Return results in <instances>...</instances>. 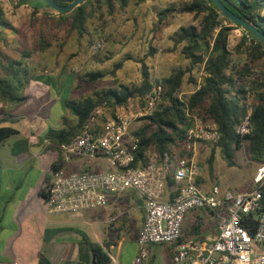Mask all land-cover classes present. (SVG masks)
Here are the masks:
<instances>
[{
  "label": "rangeland",
  "instance_id": "rangeland-1",
  "mask_svg": "<svg viewBox=\"0 0 264 264\" xmlns=\"http://www.w3.org/2000/svg\"><path fill=\"white\" fill-rule=\"evenodd\" d=\"M185 1L129 0L124 9L115 5L112 12L91 2L86 7L88 15L80 34L71 27L70 18L62 19L57 10L46 5L45 0H0V18L12 27L0 26L4 39L0 41V76L6 74L5 66L9 60L22 59L18 75L10 81L17 94L27 96L22 102L14 103L8 99L0 102V112L5 120L2 125L17 130L0 143V248L19 227L13 218L14 208L19 203L27 204V210L45 204L40 192L46 190L53 180V164L65 162L59 147L49 139L50 134L62 125V120L70 125L76 122L75 116L65 108V100L79 99L111 86L109 71L120 60L122 66L116 71V79L128 86L137 84L141 79L140 63L137 61L141 57L148 66L153 83L175 68L188 66V60L179 48H172L170 35L181 25L197 23V19L192 13L174 12L162 23H156L157 11L170 5L179 8ZM243 33L241 27L231 30L228 47L232 52ZM96 41H100L102 46L92 53L90 46ZM150 46L157 51L153 56L144 57ZM25 52L29 55L23 57ZM232 57L238 64L243 60L234 52ZM92 70H101L105 73L104 77L96 82H84L81 76ZM252 71L255 75L264 72V58L254 63ZM195 74L199 82L200 72ZM46 76L53 78L47 79ZM193 90L194 85L185 79L180 97L185 98ZM137 100L136 97L129 102ZM99 109L96 123L101 124L114 108L101 106ZM142 121L141 117L135 118L129 129L132 131ZM212 146L205 141H196L187 148L184 142L183 148L175 147L174 151L177 155L186 154L199 167L197 182L201 177L204 182L218 184L226 180V186L232 190L248 187L253 162L247 145L244 144L236 152L235 166L227 165L216 148L210 171L206 160ZM71 171H75L74 168ZM213 226L216 227L215 224ZM137 227L136 220L127 221L119 235L120 247L110 251L115 257L120 253L122 264H128L134 252ZM207 227L210 229V225Z\"/></svg>",
  "mask_w": 264,
  "mask_h": 264
},
{
  "label": "trees",
  "instance_id": "trees-1",
  "mask_svg": "<svg viewBox=\"0 0 264 264\" xmlns=\"http://www.w3.org/2000/svg\"><path fill=\"white\" fill-rule=\"evenodd\" d=\"M72 1L53 0L59 6H66ZM220 1L232 15L249 22L264 33V0ZM91 2H95L98 8L103 6L112 12L115 5L118 9H124L129 0H84L69 12H58L59 16L62 19L70 18L71 27L82 34L88 15L86 7ZM174 12L192 13L194 19H197V23L181 25L170 35L172 48H179L182 56L188 60V66L175 68L169 75L160 79L163 92L158 108L150 116L142 117L143 121L138 127L132 131L129 129L130 136L137 138L132 166L144 164L147 161L148 151L176 154L174 149L183 148L186 131L193 124L194 116L200 117L203 121H212L216 125L218 140L213 144L206 160L210 171L213 168L216 148L227 165L235 166L237 164L235 154L246 144L250 160L256 164L262 163L264 161V72L255 75L252 68L255 62L264 58V43L225 16L213 0H186L179 8L172 5L163 7L156 13V23H162ZM0 26L12 28L3 18H0ZM234 27L244 29V33L233 48L236 55L243 57L239 64L234 61L233 52L228 47V36ZM156 51V48L150 46L144 57L153 56ZM27 55H29L27 52L23 53V57ZM137 61L140 63L141 72V79L137 84L128 86L118 82L116 71L122 66L120 60L115 62L109 71L112 77L111 86L95 90L92 95L79 99L65 100L64 106L75 116L76 122L72 125L65 123L64 127L54 130L49 139L57 146L67 143L97 108L101 106L114 108L136 97L143 100L154 83L150 79L144 58L141 57ZM22 63V59L9 60L8 65L5 66L6 74L0 76V102L4 99L14 103L26 100V95L17 94L13 90L16 87H13L10 81V78H16ZM197 71L200 72L199 82L195 74ZM25 74L28 78L26 70ZM104 74L101 70H92L85 72L81 79L84 82H96L104 77ZM185 79L194 85V90L185 98H181L180 92ZM245 116H248L250 131L247 134H239L236 127ZM4 121L0 112V143L17 132L12 126L2 125ZM60 164L54 163L53 168L59 167ZM166 187H169L174 195L177 186L172 179H167ZM260 192L263 202L264 183L260 187ZM40 193L46 197L45 190ZM242 223L251 233L254 231L256 224L254 218L244 216ZM199 228L200 226L196 225L193 230ZM187 235L188 232L182 233V238ZM87 243L97 254L99 264H110V257L101 246L92 242ZM104 246L108 248V244Z\"/></svg>",
  "mask_w": 264,
  "mask_h": 264
},
{
  "label": "built area",
  "instance_id": "built-area-1",
  "mask_svg": "<svg viewBox=\"0 0 264 264\" xmlns=\"http://www.w3.org/2000/svg\"><path fill=\"white\" fill-rule=\"evenodd\" d=\"M101 46L96 41L90 51L94 53ZM162 92L159 79L143 100L114 107L101 124L96 123L100 113L97 108L69 142L58 146L65 162L72 156H83L102 159L108 167L80 172L56 169L45 190L48 211L77 213L105 207L108 195L133 189L142 199L144 217L132 264H156L148 262V244L171 246L167 264H264V201L260 192L264 183L263 163L255 171L254 186L245 192L222 189L218 184L203 190L196 181L199 167L186 155L148 151L144 164L132 166L137 138L129 136L130 125L135 118L150 116L158 108ZM236 131H250L248 116ZM217 140L216 125L200 117H194L185 134L187 148L191 142L215 144ZM168 178L177 186L171 198L165 197ZM194 210L206 211L217 222L218 229L212 238H182L185 215ZM247 215L256 222L252 233L242 223Z\"/></svg>",
  "mask_w": 264,
  "mask_h": 264
},
{
  "label": "crops",
  "instance_id": "crops-1",
  "mask_svg": "<svg viewBox=\"0 0 264 264\" xmlns=\"http://www.w3.org/2000/svg\"><path fill=\"white\" fill-rule=\"evenodd\" d=\"M42 9L44 7L37 8V10ZM0 37L2 38L1 34ZM3 41L2 38L1 42ZM46 78L53 77L46 76ZM64 126L62 120V125L57 129ZM251 164L249 186L240 190L235 189L236 191L245 192L254 186L253 177L260 164L254 162ZM107 167L106 162L102 159L72 156L68 162H62L59 167L54 168V171L58 168L64 169L65 172L98 171L105 170ZM73 168L75 171H71ZM225 182L227 181L218 184L213 181L204 182V178L201 177L198 179V185L203 190H209L214 184L221 185L222 189H228ZM172 193L171 189L166 187L165 197L171 198ZM42 197L45 199L44 196ZM36 208L27 210V204L24 203H19L14 208L13 218L19 227L5 239L0 248V264H92L93 250L87 242L101 246L109 255L110 264H122L120 253H117V257H115L110 251L114 247H120L121 238L119 235L122 233L124 224L130 219L136 220L138 225L134 235L136 242L144 217L142 199L133 189L120 195H108L105 207L77 213H52L48 211L46 203ZM214 224L215 228H213ZM196 225H199L200 228L193 230ZM208 225H210V229L207 227ZM217 227V222L206 211L194 210L185 215L182 232H188L185 238L209 239L217 232ZM104 244H108L107 249ZM155 245L162 248H157ZM136 251L137 244L128 264H132ZM147 253L149 263L167 264L171 256V246L148 244Z\"/></svg>",
  "mask_w": 264,
  "mask_h": 264
},
{
  "label": "water",
  "instance_id": "water-1",
  "mask_svg": "<svg viewBox=\"0 0 264 264\" xmlns=\"http://www.w3.org/2000/svg\"><path fill=\"white\" fill-rule=\"evenodd\" d=\"M83 1L84 0H73L72 2H70L66 6H59V5L55 4L53 2V0H45V2L47 3V5L50 8L57 10L58 12H69L73 8L78 6ZM213 1L215 2V4L218 6L220 11H222V13L225 16L230 18L235 24L242 26L244 29H246L249 32H251L252 34H254L259 40H261L264 43V33L261 32L256 26L250 24L249 22H247L245 20H241L238 17L232 15L230 13V11L222 4V2L220 0H213ZM92 264H99L98 256L94 251L92 254Z\"/></svg>",
  "mask_w": 264,
  "mask_h": 264
}]
</instances>
